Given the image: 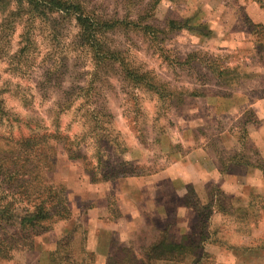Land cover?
<instances>
[{
  "label": "rangeland",
  "instance_id": "374dc122",
  "mask_svg": "<svg viewBox=\"0 0 264 264\" xmlns=\"http://www.w3.org/2000/svg\"><path fill=\"white\" fill-rule=\"evenodd\" d=\"M81 1L97 18L137 20L141 16L144 23L163 29L155 41L141 31L117 29L106 35V42L126 50L128 60L150 71L176 96L159 98L143 88H133L115 67L93 76L92 63L79 46L72 19L54 15L28 23L26 14H13L14 5L5 8L1 2L0 96L7 116L0 118V136L45 133L64 137L49 138L56 156L48 176L65 187L71 215L65 220L54 218L48 231L33 236L30 248L16 249L10 259H0V264H54L50 254L65 252L58 242L67 235L75 264H101L84 250L93 222L113 221L123 206L131 208L133 199L128 195L132 190L126 189V182L149 175L170 176L174 181L175 191L169 189L155 201L157 207L166 208L168 214L160 213L164 217L177 212L180 200L191 204V242L195 245L212 238L215 230L225 240L236 242L238 235L247 239L252 214L249 212L247 220L240 219L231 211L228 195H220L214 183L206 184L209 200L202 204L194 188L182 183L181 167L188 152L197 147L225 174L241 175L253 167L239 163L240 159L264 162V51L259 52L260 35L251 27L253 23L264 26L257 20L264 19V0H159L153 8L154 0ZM170 19L188 25L170 31L166 27ZM25 28L32 43L28 59L17 64L12 59ZM223 70L224 75H219ZM70 152L73 158L68 157ZM158 182L162 181L146 186ZM262 184L264 189V178ZM216 198L227 210L220 212L222 219L221 215L211 216L216 207L208 202ZM93 209L97 211L92 217L89 212ZM141 213L142 228L150 227L153 239L157 234L152 229L159 228L169 240L188 241L184 240L187 234L178 230L183 222L163 226L155 215ZM134 239L140 243L144 237L138 234ZM254 244L264 246V237ZM196 246L195 255L200 256L202 248ZM195 255L183 262L214 261L209 255L194 262ZM53 261L66 264L57 256ZM103 264L164 263H146L130 252L127 242L113 236Z\"/></svg>",
  "mask_w": 264,
  "mask_h": 264
},
{
  "label": "trees",
  "instance_id": "16d2710c",
  "mask_svg": "<svg viewBox=\"0 0 264 264\" xmlns=\"http://www.w3.org/2000/svg\"><path fill=\"white\" fill-rule=\"evenodd\" d=\"M158 1H153L152 8ZM0 3H4L5 8L14 5L15 9L12 13L26 14L28 23L50 19L54 15L72 19L78 29L79 46L85 49L92 63L93 76H97L106 67H115L133 88H143L159 98L176 96L174 92L164 87L163 83L156 79L150 71L128 60L126 50L118 47L112 48L106 42V35L117 29L141 31L150 34V39L155 41L157 33L163 29L160 30L150 23H144L141 16L137 20L100 19L87 10L81 0H0ZM187 25V22L170 19L166 27L172 31L181 30ZM251 25L260 35L257 44L259 52H263L264 26L261 23ZM24 30L20 40L21 44L12 59L17 64L22 63V58L28 59V46L32 43L31 35H27L29 29ZM225 72L223 70L219 72V75H224ZM2 92L3 89L0 88V95ZM4 116H7V110L0 96V118ZM50 137L57 140L64 138L61 135L45 133H32L7 139L0 136L2 140L0 141V230L2 231L0 259H10L16 249L30 248L33 236L48 231L51 228L50 222L54 218L60 220L70 218L71 210L67 203L65 187L61 183L50 180L48 176V172L54 169L56 156V147L49 144ZM73 156L72 152L68 154L69 158ZM239 163L259 168L264 178V162L255 164L240 159ZM219 191L220 195H226L221 190ZM249 198L244 206L235 208L230 206V209L232 212H237L242 220H247L252 214L248 221L257 222L258 217L261 216L260 209H264V193H251ZM212 203L219 212L227 211L219 198L208 202L209 205ZM256 206H259V209L255 208ZM11 230L15 232H10ZM191 235L192 233L184 236V240L188 239V241L180 240L179 242L169 240L166 237L167 234L161 233L144 250L145 262L150 263L152 260L184 261L189 256L195 255L194 247L197 246L191 242ZM68 246L70 247L69 235L58 242V247L65 249V252L58 256L59 250H54L50 254V262L58 264L53 261L57 256L59 262L75 264L73 251ZM207 256L209 255L204 252L200 256L196 254L194 262Z\"/></svg>",
  "mask_w": 264,
  "mask_h": 264
},
{
  "label": "crops",
  "instance_id": "0c3cea01",
  "mask_svg": "<svg viewBox=\"0 0 264 264\" xmlns=\"http://www.w3.org/2000/svg\"><path fill=\"white\" fill-rule=\"evenodd\" d=\"M257 20L264 23L263 18ZM263 125L264 124L261 123V126ZM185 157L186 162L182 164L181 167L183 168L182 174L184 177H181L182 183H189V185L194 188L202 204L204 202L207 203L209 200L206 191V184L208 183L216 184L222 192L228 195L233 207L244 206L246 200L250 199L249 196L251 193L261 194L262 191L264 192L262 187L263 175L256 167H250V170L248 169L245 174L241 175L221 173L202 147L192 149ZM157 179L162 182H158L159 184H156V186H154V184L152 187L146 186L151 182L155 183ZM125 187L126 189L132 190V193L128 195L130 199H133L131 208L123 206L125 208L121 210L119 217L113 221L93 222V229H90V232L86 235L84 250L92 252L97 261L101 264L105 262V257L108 255L113 236L117 239L119 238L121 242H127L130 245V252L135 253L140 259L145 261L143 256L144 250L157 239L162 231L159 230V228H153L152 231L157 234L153 239L152 237L154 234L151 232V228L148 226L146 228V225L142 228V223L144 222L142 219H138V215L141 212L147 216L155 215V217H158L160 221L163 222V226L164 224H169V226H171L170 224L175 223V221L179 223L183 222L181 224L184 226H178V230H181V233L187 235L192 232L193 228L191 224H193L192 219L194 217V210L192 206H190L191 204L187 205L183 200H180L182 203L178 205L177 212L172 215L169 214L167 218L160 214L162 211L168 214L166 208L163 207L162 209V207L156 206L155 201L157 196L162 197L160 194H165V191H175V184L170 176L149 175L144 178L133 177L132 179H128ZM145 192L148 193V195H146ZM119 196H122V194ZM120 200L123 202L126 201L123 197H121ZM163 205H168L169 208L171 207L167 203ZM93 211L97 210L93 209L90 211V216L93 215ZM260 213L262 214V219L260 218L259 221L252 222L250 226L248 225L250 236L247 237V239L241 238V236L238 235V240H236V242H234V240H225L218 236L222 233L214 229L215 231L213 234L215 235L212 238H207L201 243L199 241L196 245H200L202 252L214 258L213 263L210 264H264V257H262L264 256V246L254 244V241L258 239V237H264V209H260ZM211 216L213 218L220 216L221 219L224 217L217 209L213 210ZM156 221L158 222V220ZM157 226L162 227L160 224H157ZM146 232L148 234H146ZM138 234L144 237L143 241L140 243L134 239ZM178 241L180 242V240ZM137 249L139 250L137 251ZM158 262L164 264H185L183 261L173 260H152L150 263Z\"/></svg>",
  "mask_w": 264,
  "mask_h": 264
}]
</instances>
